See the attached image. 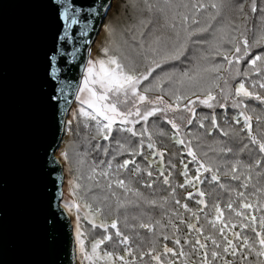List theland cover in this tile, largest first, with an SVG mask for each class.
Masks as SVG:
<instances>
[{
	"label": "snow or ice",
	"instance_id": "snow-or-ice-1",
	"mask_svg": "<svg viewBox=\"0 0 264 264\" xmlns=\"http://www.w3.org/2000/svg\"><path fill=\"white\" fill-rule=\"evenodd\" d=\"M49 8L56 21V35L54 37L51 55L48 60V74L51 77H57L61 68L68 70V65L72 64V60L67 59L74 56L78 48L74 47L72 52H68V46L73 42L75 37H87L89 32L93 30L97 22H102L108 16L112 5L109 0H49ZM247 8V11L245 9ZM211 9V12H209ZM128 11L133 14L139 12V16L134 15L136 23L131 25L136 29V33L141 37L138 41V57L133 60L127 56H121L118 51L110 48L106 44L102 49V57L95 60L88 59L83 65L82 79L80 80L75 99L79 104V115L84 120V127H94L95 135L104 141H109L113 133L114 126L119 133H128L131 137L147 136V147L154 157H159L161 168L158 177L163 178V184L172 188L170 195L175 200L177 206L183 207L185 212L190 213V219L187 222L189 233H196L189 251L184 250V246L189 245L188 238L181 240L176 237L173 243L179 247V251L175 248L163 246V250L156 247L157 241H153L152 246L145 252H139V259L134 254L130 239L124 235L118 228L117 220L113 219L111 224L101 222L97 225L93 219L86 215L89 223L93 228L100 227L104 231L102 239L93 242L91 251H86L82 232L79 226V215H77L76 225V244L78 251L82 257L81 264H237L236 257L239 253L241 257L239 264H264V184L260 180L253 183V174L257 177L264 178V130H261V116H256L257 134L253 133L252 119L256 109L250 107L247 101H256L259 105L264 106V50L258 54L250 55V51L254 47L264 49V0H247V2H237V0H209L204 3L203 0H190L186 3H170L165 0L163 5L149 3L144 0L143 7L140 8L136 0H126L125 3L119 5L115 15H120L121 11ZM227 10L235 13V22L227 19V23L220 24L215 28L212 39H204L203 35L209 32L213 27V21L221 16V13ZM159 12L164 15L168 27L171 29V35H156L155 32H149L150 39L145 46L143 39L145 30L152 24V15ZM259 12L258 22L256 25L257 33L251 44L249 43L246 33L250 30L248 22L249 13L253 16ZM144 13L148 15L145 16ZM170 14V15H169ZM203 16V22L199 17ZM77 26H79L77 28ZM129 27V31H131ZM105 31L111 34L110 22L105 24ZM218 34V35H216ZM135 40V35H133ZM82 43L90 44V40H83ZM209 44L211 46L210 55L221 57L220 63H213L211 67L201 69L196 65L194 69H185L183 72L177 73L175 62L189 59L188 51L192 47L193 51H200L201 55L197 58L192 56L190 59L206 60L207 54L202 49H197L196 45ZM230 45L225 48L224 45ZM247 57L246 67L241 70V61ZM59 64L61 68H57ZM171 65L165 69L163 66ZM157 69L160 72L156 75L153 73ZM202 72L215 73L212 77H205ZM151 77V80L149 79ZM148 81V83H144ZM167 82L169 84L180 85L165 89L162 85ZM183 89V90H181ZM151 94V95H150ZM164 96H168L169 100H165ZM231 107L236 110V115L232 116V123L229 124L225 119L227 128L218 127L217 116L213 112L211 115V128L206 129V134L211 135V129L219 131L221 136L231 138L241 146L233 153L231 147H219L213 149L218 153H233L239 156L240 153L246 152L249 156L250 163H244L240 159L232 161H217L214 158L207 157V153L199 151L201 145L197 143L193 145L191 133H182V123L191 125L193 118L196 116V106L202 105L208 109L220 108L226 111L228 102ZM157 113L162 114L165 123L171 126L172 135L170 139L177 146H182L181 157L185 154L189 159L188 164L184 163L181 158L180 164L182 171L180 175L184 177L181 184L172 186L169 177L172 172L165 174L163 168L164 151H158L153 137L147 128V122L150 117L156 116ZM169 113L173 115L169 117ZM187 113V115H185ZM208 116L201 118L200 128H205L203 120ZM177 120L182 123H177ZM89 121L92 124H89ZM242 122V123H241ZM143 123L140 132L135 130V125ZM233 125H240L234 128ZM246 136L240 133L245 132ZM158 135L164 136L163 131ZM197 140L200 138L197 137ZM247 141L246 143L243 141ZM216 143H222L216 141ZM118 145V154L127 152L129 159H124L122 163L117 164V169H127L129 164L135 166L131 169L135 175L141 172L139 165L135 164V157L142 155L141 151H137L135 147L128 148L119 139L116 140ZM144 141L141 139L139 147L143 148ZM97 148H100L97 143ZM107 145L104 146V152L107 153ZM66 158V153L64 154ZM103 163V161H101ZM223 164H230L223 167ZM108 169L112 167V160L107 161ZM189 165H194V174L189 175ZM150 165L146 171L149 181L144 182L145 187H152L151 177L153 175ZM175 167V165H171ZM108 169L99 173L100 176L108 180ZM95 175V167L92 169ZM209 184H214L221 191L229 193V199L221 206L219 200L213 199L211 204L206 203V193L201 190L198 185L204 183L202 175ZM90 176V179L94 178ZM232 181H240L239 187L248 189L252 187L253 191L246 195L245 191L237 192L235 188L221 181V177ZM122 189L125 193L132 192L134 196L141 197L139 191L133 190L124 179L117 178L108 180V187L111 189L112 184ZM181 188L187 191L188 188L195 189L197 199L195 203L199 206L195 210L188 207L187 204H180L179 199H175V188ZM236 192L237 199L233 201L231 194ZM115 195V193H113ZM249 196L254 197L250 199ZM193 197V192L187 191L185 199ZM155 205V201H147ZM234 204H238L235 207ZM118 206L120 202L118 201ZM163 205H161L162 207ZM70 210L77 205L67 204ZM208 209V211H205ZM227 209L228 215L225 217ZM101 209H95V215H99ZM200 213L204 214V220L211 231L205 233V224L197 226L201 220ZM258 214V215H256ZM173 216L179 219L180 224H184L185 220L178 212H173ZM195 219V223L192 219ZM172 226L173 235L179 231V226L174 224L171 219L168 222ZM257 223L259 231L257 230ZM140 228L147 229L153 235H159L154 232L155 228L164 227L159 220L155 222V226L151 223L141 222ZM239 227L241 230L250 229L254 233L253 238H249L247 234L233 231ZM115 230L114 247L122 246L123 254L118 251H99L100 246L107 241H112L113 237L109 235V230ZM229 233L232 238H229ZM200 236L204 242H201ZM163 239L167 241L169 236L163 234ZM234 241H241L240 244ZM208 242L211 243V249L208 248ZM145 256L150 261H145ZM225 256H231L233 259H226ZM249 256H255V260H250ZM195 257V258H193Z\"/></svg>",
	"mask_w": 264,
	"mask_h": 264
},
{
	"label": "water",
	"instance_id": "water-1",
	"mask_svg": "<svg viewBox=\"0 0 264 264\" xmlns=\"http://www.w3.org/2000/svg\"><path fill=\"white\" fill-rule=\"evenodd\" d=\"M104 21L75 37L72 64H57L51 77L57 26L49 0H0V264H77L57 151Z\"/></svg>",
	"mask_w": 264,
	"mask_h": 264
},
{
	"label": "trees",
	"instance_id": "trees-1",
	"mask_svg": "<svg viewBox=\"0 0 264 264\" xmlns=\"http://www.w3.org/2000/svg\"><path fill=\"white\" fill-rule=\"evenodd\" d=\"M126 0H117L116 5L119 6L125 3ZM149 3L163 5L165 0H148ZM170 3H186L190 2V0H169ZM204 3H209V0H203ZM237 2H247V0H237ZM136 3L139 5L140 8L143 7L144 0H136ZM257 3H260V0H257ZM247 11V8L245 9ZM211 12V9H209ZM134 15L136 17L139 16V12L135 14L124 11L123 17L120 18L118 25L116 26L115 31L112 29L111 34L108 35L109 42L111 39H115L114 41L116 44L120 45V50L118 53L121 56H127V52L129 49H135L136 52V59L134 57L127 56L131 59L137 60L139 47L138 41L141 37L136 33V29L131 27V25L136 23V19H134ZM147 16V13H144ZM170 15V14H169ZM250 19L248 22V28L250 29L246 33V37L251 44L253 39L256 37L257 33V22L259 17V12L253 16L249 13ZM110 22L111 15L108 16ZM203 22L204 17H199ZM231 19L235 22V13H230L227 10H224L221 13L220 17H217L216 21H213V27L209 29V32L203 35L204 39L211 40L212 35L215 33V28L220 24L227 23V19ZM114 19V17H113ZM152 24L145 30V38L149 32H155L156 35H171V29L168 27V24L165 20L164 15L159 12H154L151 17ZM105 23V24H108ZM111 23V22H110ZM105 26V25H104ZM129 27H131V31H129ZM133 35H135V40L133 39ZM218 35V34H216ZM137 37V38H136ZM130 46L127 48V46ZM126 46V48H125ZM147 46V44H146ZM197 49H202L205 54H207L206 60H192L190 59L192 56H196L197 58L201 55L200 51H193V48L190 47L188 51L189 59L182 58L181 61L175 62L176 64V71L177 73L183 72L185 69H194L196 65H199L201 69L205 67H211L213 63H220L221 57L213 58L210 55L211 49L209 48V44L204 45H196ZM225 48L230 47V45H224ZM261 47H254L250 51V55L258 54L262 51ZM248 59V58H247ZM243 60V65L241 70L246 67V60ZM202 75H206V77H212L215 73L212 72H202ZM178 85V84H177ZM175 86V85H174ZM180 85H178L179 87ZM165 88L164 84L162 86ZM250 107H254L256 111L252 113V128L253 133L257 134V120L256 116H261L262 120L260 123L261 130H264V106L259 105L256 101H247ZM215 113L217 116L218 127L220 128H227L228 125L225 124V119L228 120L229 124L232 123V116L236 115V110L231 107V104L228 103L226 111L220 108H215V110L209 111L208 115H210L209 119L203 120L205 128H200L198 121L201 120L202 113H199L193 118V123L191 125L183 124L182 133H191L193 145L200 143L201 147L199 151H203L207 153V157L214 158L217 161H232L234 159H240L244 163H250L249 156L246 152L240 153L239 156L233 155L237 151V149L241 146L240 143L233 140L231 138V134L229 137L221 136L219 131L216 129H211V135L206 134V129L211 128V115ZM201 114V115H200ZM186 115V114H185ZM242 123V122H241ZM91 125L92 122L89 121ZM143 125H136L135 130L139 133L141 127ZM234 128H239L240 125H233ZM148 130L153 137V142L156 145L158 151H164L163 157V168L165 174L167 175L168 171L172 172V176L169 177L171 184L173 187L175 185L181 184L184 181V177L180 175L182 171L180 160L181 158L184 159V163L188 164L189 159L186 154L181 157V149L182 146L175 145L172 140L170 139L172 135L171 126L164 122L162 118H156L154 121L148 124ZM163 131L165 133L164 136L158 135V132ZM70 135V146H75L73 150V157L74 160L70 162L72 175L75 177V182L77 184V195L82 200V202L89 205L93 210L96 208L101 209V214L103 216L104 221H112L113 219L117 220L119 230L124 234L127 235L130 239L131 246L134 249V254L137 255V259H139V252L140 251H147L151 246L153 241H157L156 247L158 249H162L165 244L168 247L175 248L179 251V247L173 243V240L176 237H179L181 240V244H183V240L188 238L190 241L189 245L184 246V250L187 252L190 250L191 243L193 241V237L197 236L196 233H189L187 229V222L190 219V213L185 212L183 207L177 206L175 204V200L170 195L172 192V188L168 185L163 184V178L158 177V172L161 168V161L159 157H154L151 155L150 150L147 147L148 139L147 136L140 137L137 135L136 137H131L128 133H119L116 131V127L114 126V130L112 135L109 138V141H104L103 139L97 137L93 139L95 135L94 127L85 128L84 127V120L83 118L79 117L76 122H72L68 129ZM241 136H246L245 132L240 133ZM199 137L200 139L197 140L196 138ZM119 139L121 143H124L126 147L132 148L135 147L137 151H141L142 155H137L135 157V164L139 165L142 169L141 172L136 173L135 175L132 174L131 169L135 166L134 164H129L127 169H117V164L123 162L124 159H129L127 152L123 154H118V145L116 144V140ZM143 139L144 144L143 148L139 147L140 141ZM216 141H220L222 143H216ZM243 142H247L246 140ZM97 143H99L100 148H97ZM107 145V153L104 152V146ZM219 147H231L233 149V153H228L225 155L224 153H218L213 151V149H217ZM112 160V167L108 169L107 161ZM103 161V163H101ZM152 171L153 175L151 177L152 187H145L144 182L149 181V177L147 176L146 171L144 169H148ZM171 165H175V167H171ZM230 164H223V167H228ZM95 167L96 173L95 175L92 172V169ZM194 165H189V175L194 174ZM105 169H108V180H115L117 178H121L125 180V183L128 184L133 190L139 191L142 195L141 197L134 196L132 192L125 193L122 189L118 188L115 183L112 184L111 189L108 187V180L104 177L100 176L99 173ZM93 179H90V176H93ZM207 174L202 175V179H204V183L198 185L201 190H203L205 195L206 203L211 204L213 199L219 200L221 206L226 203L229 199V193L227 191H221L218 187L214 184H209L207 179L205 178ZM257 180L261 181V184H264V178L257 177L253 174L252 181L256 183ZM221 181L230 185L231 187L235 188L237 192L245 191L246 195L253 191L252 187L248 189H242L239 187L240 181H232L230 179H226L223 176L221 177ZM187 191L193 192V197L190 199H185L187 196ZM187 191L184 189L175 188V199L180 200V204H187L188 207L192 210H195L199 206L195 203L197 197L195 196V189L188 188ZM115 193V195H113ZM231 198L233 201L237 199L236 192L231 194ZM250 199H254V197L249 196ZM155 201V205L148 203L147 201ZM118 201L120 202V206H118ZM161 205H163L161 207ZM235 207H238V204H234ZM208 211V209H205ZM225 217L227 218L228 211L224 209ZM173 212H178L180 215L183 216L185 223L180 224L179 219L176 216H173ZM258 215V214H256ZM201 220L197 226L200 224H205V233L211 231L210 226L206 225L204 220V214L200 213ZM169 219L173 221L174 224L179 226V231L173 235L172 226L168 223ZM192 222L195 223V219L191 218ZM159 220L164 227L155 228L154 232L158 231L159 235H153V233H149L147 229L140 228L139 224L141 222L144 223H151L155 226V222ZM257 230L259 231V225L257 223ZM233 231L242 232L243 234H247L249 238L254 237V233L250 231V229L241 230L239 227L234 229ZM163 234H167L169 239L165 241L163 239ZM113 235V246L111 251H118L119 254H123L122 246L119 248L114 247L115 241V230L112 231ZM201 242L203 243V237H199ZM229 238L231 239L232 236L229 233ZM112 241H108L112 243ZM109 243V246H111ZM236 244H240L241 241H234ZM212 245L208 242V248L211 249ZM163 250V249H162ZM161 250V251H162ZM195 258V257H193ZM226 259L232 260L231 256H225ZM145 261H150V258L145 256ZM241 257L239 253L236 257L237 264H239ZM250 260H255V256H249ZM179 262V261H178ZM153 264V262H150ZM219 264H223L222 261Z\"/></svg>",
	"mask_w": 264,
	"mask_h": 264
},
{
	"label": "rangeland",
	"instance_id": "rangeland-1",
	"mask_svg": "<svg viewBox=\"0 0 264 264\" xmlns=\"http://www.w3.org/2000/svg\"><path fill=\"white\" fill-rule=\"evenodd\" d=\"M116 1L114 0V3L112 5V9L109 11L108 16L111 15L110 18V27L111 29H113L115 31L116 26L119 23L120 18L123 17L124 14V10L121 11L120 15L116 16L115 12L117 9V5H116ZM108 16L106 17L103 26L100 30V33L96 39V42L94 43L93 49L91 51L90 57L89 59L95 60L97 58H101L102 57V52L101 49L108 44L110 46L111 49L116 50V51H121L122 53H124V51L120 50V45L116 44L114 41H116L115 39H111V41L109 42L108 40V35L109 33L105 31V23L108 22L109 18ZM114 17V19H113ZM109 24V22H108ZM137 38V37H136ZM145 41V46L148 42V40L150 39L149 35H147L145 38H143ZM226 45V44H225ZM130 46L128 45L127 48H129ZM126 48V46H125ZM209 48L211 49V46L209 45ZM253 49V48H252ZM251 49V50H252ZM135 50V49H134ZM133 49H129L127 52V56L130 57H134V59H136V52ZM133 59V60H134ZM247 59V57L244 58V60ZM243 60L241 61V67L243 65ZM165 69H168L171 67V65H165L163 66ZM160 72V69H157L155 73H153V75H156L157 73ZM206 77V75H205ZM151 80V77L149 78ZM145 84L148 83V81L144 82ZM163 86V85H162ZM165 89H170L173 87H178V85L174 84H169L167 82L164 83ZM180 87V86H179ZM183 90V89H181ZM151 95V94H150ZM165 100H169L168 96H164ZM229 104H231V102H228ZM79 104L78 102L75 100L68 118H67V126H66V134L65 137L62 141V144L60 145L58 151H57V156L60 158V160L62 161L63 165H64V173H65V180H64V187H63V197H62V205L65 207V209L68 211L71 219H72V223H73V228H74V237H75V244H76V225H77V215H79L80 219H79V226H80V230L82 232V239L84 240V246H85V250L86 251H91V247L94 241L98 240V239H102L103 235L105 234L104 231L100 228V227H96L93 228L92 225L89 223L88 219H86V215L93 219L94 222L99 225L101 222L107 223V224H111V221H104L103 220V216L100 213L99 215H95V210H93L89 205H87L86 203L82 202V200L78 197L77 195V184H76V180L74 175H72V167L70 165V162H72L74 160V158H71V156L73 157V153H74V149L75 146H70V135L68 132L69 126L72 122H76L78 120V118L80 117L79 115ZM211 110H215V109H208L203 107L202 105H197L196 106V115L199 113H202V116H208L210 118V115H208L209 111ZM187 115V113H185ZM173 114L169 113V117H171ZM201 115V114H200ZM162 114L161 113H157L156 116L154 117H150L148 122H147V127L148 124L152 121H154L156 118H161ZM208 118V119H209ZM177 123H182L181 121L177 120ZM138 125H143V123L138 124ZM136 126V125H135ZM134 126V127H135ZM182 127H183V123H182ZM66 153V158H65V154ZM195 193V192H194ZM67 204H73V205H77L78 207H72L70 210L66 207ZM112 229L109 230V235H112ZM111 243V242H109ZM108 241L105 242L104 244H102L100 246L99 251L101 252V254H103L104 251H111L112 250V246H113V241L111 243V246H109ZM163 249V248H162ZM159 249V250H162ZM81 260L82 257L80 256V253L78 251V246L76 244V263L77 264H81ZM85 264H87V262H85ZM154 264V262H153ZM179 264V262H178Z\"/></svg>",
	"mask_w": 264,
	"mask_h": 264
}]
</instances>
